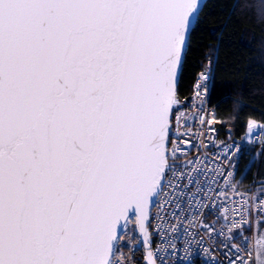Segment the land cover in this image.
<instances>
[{
	"label": "snow or ice",
	"instance_id": "6c2138e0",
	"mask_svg": "<svg viewBox=\"0 0 264 264\" xmlns=\"http://www.w3.org/2000/svg\"><path fill=\"white\" fill-rule=\"evenodd\" d=\"M201 11L199 0H0V264H130L118 253L133 220L155 264L147 224L176 187L168 143ZM227 227L235 236L251 220ZM232 248L229 264H246Z\"/></svg>",
	"mask_w": 264,
	"mask_h": 264
},
{
	"label": "built area",
	"instance_id": "2783aa9c",
	"mask_svg": "<svg viewBox=\"0 0 264 264\" xmlns=\"http://www.w3.org/2000/svg\"><path fill=\"white\" fill-rule=\"evenodd\" d=\"M201 73L208 76L207 81H198ZM211 79L209 62L196 76L189 97L180 98L184 106L180 109L179 126L173 119L172 141L168 147H177L179 159L165 183L171 180L176 187L166 188L169 196L155 202L147 227L156 264H229L230 257L237 258L233 244L241 246L239 256L246 264H256L257 229L264 221L258 208L264 201V194L258 191L257 172L244 186L238 169L244 156L261 157L264 124L252 120V126L248 123L240 139L222 142L215 124L216 109L210 105ZM198 83L206 85L199 93ZM253 148L255 153L250 152ZM222 213L227 215V221ZM241 213L251 220V229L246 227L233 236L227 225L240 220ZM221 224L225 225L223 229ZM121 235L125 239L118 257L129 260L130 264H147L146 249L134 220L121 230Z\"/></svg>",
	"mask_w": 264,
	"mask_h": 264
},
{
	"label": "trees",
	"instance_id": "16d2710c",
	"mask_svg": "<svg viewBox=\"0 0 264 264\" xmlns=\"http://www.w3.org/2000/svg\"><path fill=\"white\" fill-rule=\"evenodd\" d=\"M199 18L183 63L180 98L189 97L196 76L210 62L218 136L236 141L249 121L264 124V0H207ZM256 172L264 179V150L259 158L243 157L241 184L247 186Z\"/></svg>",
	"mask_w": 264,
	"mask_h": 264
},
{
	"label": "crops",
	"instance_id": "0c3cea01",
	"mask_svg": "<svg viewBox=\"0 0 264 264\" xmlns=\"http://www.w3.org/2000/svg\"><path fill=\"white\" fill-rule=\"evenodd\" d=\"M258 191H259V193L264 194V179L258 180ZM260 225L257 229V238L259 241V245H258L259 248L264 246V227H261ZM263 248L264 247L260 248V252H261V250H264ZM257 254H258V248H257Z\"/></svg>",
	"mask_w": 264,
	"mask_h": 264
},
{
	"label": "water",
	"instance_id": "95a60500",
	"mask_svg": "<svg viewBox=\"0 0 264 264\" xmlns=\"http://www.w3.org/2000/svg\"><path fill=\"white\" fill-rule=\"evenodd\" d=\"M207 0H199V3H200V5H201V8H203V6H204V4H205V2H206ZM200 14V13H199ZM194 25H195V22H194ZM191 30H190V32H189V36L191 35ZM187 48H188V46L186 47V49H185V55H186V52H187ZM183 63H184V61H183ZM182 68H183V64H182ZM182 68H181V72H182ZM156 202V201H155ZM155 202L151 205V211H152V209H153V207H154V205H155ZM150 215H151V212H150ZM149 221H150V217H149ZM149 221H148V224H149ZM148 224H147V227H148ZM139 235H140V238L142 239V241H143V243H144V239H143V236L139 233ZM144 246H145V249H146V253H145V262L147 263V261H146V254H147V251H148V245L147 244H145L144 243ZM156 264V263H155Z\"/></svg>",
	"mask_w": 264,
	"mask_h": 264
},
{
	"label": "rangeland",
	"instance_id": "374dc122",
	"mask_svg": "<svg viewBox=\"0 0 264 264\" xmlns=\"http://www.w3.org/2000/svg\"><path fill=\"white\" fill-rule=\"evenodd\" d=\"M262 247H264V246H262ZM262 247H260V248H262ZM260 248L258 247V254H257V258H256V264H258V260H259V256H260ZM264 249V248H263ZM262 251V250H261Z\"/></svg>",
	"mask_w": 264,
	"mask_h": 264
}]
</instances>
